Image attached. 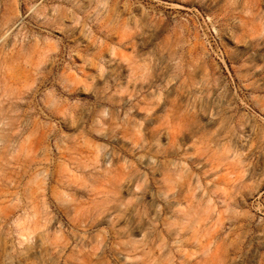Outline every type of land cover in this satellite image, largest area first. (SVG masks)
<instances>
[{"label":"rangeland","instance_id":"1","mask_svg":"<svg viewBox=\"0 0 264 264\" xmlns=\"http://www.w3.org/2000/svg\"><path fill=\"white\" fill-rule=\"evenodd\" d=\"M0 264H264V0H0Z\"/></svg>","mask_w":264,"mask_h":264}]
</instances>
